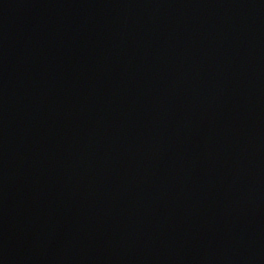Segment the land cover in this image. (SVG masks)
<instances>
[{
  "label": "water",
  "instance_id": "water-1",
  "mask_svg": "<svg viewBox=\"0 0 264 264\" xmlns=\"http://www.w3.org/2000/svg\"><path fill=\"white\" fill-rule=\"evenodd\" d=\"M0 264H264V0H0Z\"/></svg>",
  "mask_w": 264,
  "mask_h": 264
}]
</instances>
